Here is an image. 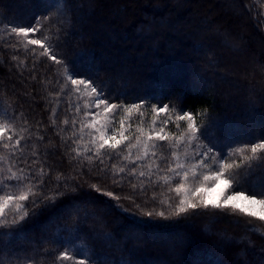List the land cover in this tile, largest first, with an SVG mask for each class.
<instances>
[{
  "label": "trees",
  "instance_id": "obj_1",
  "mask_svg": "<svg viewBox=\"0 0 264 264\" xmlns=\"http://www.w3.org/2000/svg\"><path fill=\"white\" fill-rule=\"evenodd\" d=\"M178 1L58 0L62 7H50L57 0H0V120L15 117L18 131L28 128L21 133L26 139L21 142L24 151L20 157L27 165L20 166L39 169L42 164L50 187L61 174V190L65 191L22 224L0 229V264H52L68 241L88 250L96 264H264V230H260L264 222L211 209L206 215L198 211L169 219L149 218L143 212L154 209L168 214L172 211L168 204L178 203L175 192L168 191L175 183H145V190L137 188L134 195L131 184L147 181L148 177L138 176L146 169L138 168L135 176H127L117 186L111 165L124 167L127 162L122 158L108 157L105 163L109 167L103 173L98 162L89 165L83 157L73 159V145L61 140L70 134L71 124L62 121L72 119L77 104L83 111L87 98L77 99L70 84L57 97L64 83V67L39 57L38 46H30L37 48L36 55L26 53L22 46L12 49L10 44L22 37L13 35L10 42L5 41L11 27L31 25L37 17L50 14L53 52L77 75L104 86L115 102L132 104L146 99L150 104L167 103L193 113L206 108L207 117H198V122H217L219 139L227 135L246 142L259 137L264 133V0H229L234 10L214 0ZM233 1L241 7L245 4L241 15L236 14L239 8ZM114 12H122V17L113 18ZM30 38L42 36L37 33ZM173 40L178 43L171 48ZM134 53L145 59L136 62ZM13 56L18 59L13 61ZM247 58L258 72L251 74L247 65L239 66L247 64ZM165 64L173 66L165 68ZM237 85L239 91L232 93ZM53 107L57 109L55 125L51 123ZM142 111L147 128L153 113L148 105ZM119 119L117 115L116 127ZM127 123L139 124L138 114ZM165 131H175L174 125ZM159 143L160 150L171 158L167 142ZM121 148L126 155V147ZM261 177L264 172L253 179ZM92 184L120 199L95 192ZM127 196H133L140 208L125 199ZM161 201L166 203L161 205Z\"/></svg>",
  "mask_w": 264,
  "mask_h": 264
},
{
  "label": "snow or ice",
  "instance_id": "obj_2",
  "mask_svg": "<svg viewBox=\"0 0 264 264\" xmlns=\"http://www.w3.org/2000/svg\"><path fill=\"white\" fill-rule=\"evenodd\" d=\"M62 6L58 0L50 5ZM51 20L52 16L46 14L37 17L31 25L11 27L5 41L10 42L13 35L22 37L17 43L10 44L12 49L16 50L22 46L26 53L36 55L37 48L30 46H38L39 57H47L54 64L64 67V83L61 85V91L56 93L57 97L68 89L70 84L73 86L72 93L78 94L77 99L87 98L83 102V111L77 104L72 119L65 117L62 121L63 125L71 124L70 134L61 136V140L73 145L70 149L75 153L73 159L83 157L89 165L98 162L101 165L99 171L103 173L109 167L105 163L108 157L122 158L127 162L124 167L111 165L113 183L117 186H122L127 176H135L138 168L146 169L140 170L138 176L149 179L141 181L138 185L131 184L134 195L137 194V188L141 192L145 190V183L156 184L159 180H163L167 185L175 183V187H169L168 191L175 192L178 203L168 204L172 208L168 214L154 209L143 212V215L149 218L155 215L169 219L188 213L195 215L198 211L206 215L211 209L264 222V177L253 179L258 172H264V133L246 142H240L227 135L221 140L216 136V132L220 130L217 122H207L204 119L198 122V117H207L206 108L193 113L167 103L162 106L159 103L150 104L146 99L132 104L115 102L114 98L105 92L104 86L95 84L91 77L77 75L74 68H70L53 52L52 37L49 34L52 32ZM46 25L48 32H45ZM37 33L41 34L42 38H30ZM17 59V56L12 57L13 61ZM20 64L23 65V61ZM146 105L150 106L153 113L147 128L143 126L142 111ZM56 111V107H53V125L56 123ZM134 113L138 114L140 120L135 127L127 123L133 119ZM117 115H120L118 127L115 126ZM14 119L15 117H8L0 120V148L4 150L0 153V229L22 224L27 217L34 215L41 205L47 207L65 195L60 185L61 174H57L55 186L50 187L48 171L42 164L39 169L30 165L20 166L27 165V160H21L20 157L24 151L21 142L26 139L21 133L27 132L28 128L22 127L18 131ZM24 123L27 124V121ZM170 124L174 125L175 131H165ZM39 139L43 140V137L39 136ZM165 141L171 158L160 150L162 145L159 142ZM122 145L127 149L126 155ZM133 150L136 152L135 156L132 155ZM32 155L35 156L36 153L33 152ZM145 160L148 161L147 164L136 163ZM157 160L160 161L159 164ZM35 163L37 161H33V164ZM162 171L165 174L159 176ZM121 173L125 175L120 176ZM154 175L156 180L151 179ZM67 187L65 180L63 188L66 190ZM90 187L109 198L117 201L120 199L112 191L102 192L96 184ZM125 199L132 200L135 207L140 208L133 196H127ZM151 199L155 201V195ZM160 203L163 205L166 202ZM116 206L127 211L120 204ZM247 223L256 229L252 220ZM260 230H264V227ZM52 264H96V261L84 247L74 246L68 241Z\"/></svg>",
  "mask_w": 264,
  "mask_h": 264
},
{
  "label": "rangeland",
  "instance_id": "obj_3",
  "mask_svg": "<svg viewBox=\"0 0 264 264\" xmlns=\"http://www.w3.org/2000/svg\"><path fill=\"white\" fill-rule=\"evenodd\" d=\"M171 1H172V3H176V1H177V3L179 4V1H178V0H171ZM214 1H220V2H222V4L225 5V6L227 7V10H234V9H233L234 7L231 5V2H228L229 0H214ZM233 2H235V1H233ZM237 4H238V5H237ZM180 6H181V5H180ZM244 7H245V4L242 5V7H241V5H240L239 3H236V2H235V8H237V9L239 8L238 10H236V12H237L236 14H237V15H238V14L241 15L239 12H241V9L244 8ZM115 13H116V12H114V13L111 14V15H113V16H112L113 18H117V19H119V17H122V12H121V15L118 14V13H116V14H117V15H116ZM116 16H117V17H116ZM243 19H244V18H243ZM108 29H111V26H108ZM112 30H113V29H112ZM149 42H150V41H149ZM177 43H178L177 40H175V41L173 40V41L170 42V45H169V46H172L171 48H173V47L176 46ZM169 49H170V48H169ZM200 55L203 57V55H205V54H203V55L200 54ZM134 56H136V57L138 56V59L136 60V62H138V63L142 62V60L145 59V58L142 59L143 57H142V58L139 57L140 54H138V53H134ZM205 56H207V55H205ZM148 59L151 60V61H154V60H155V58H154L153 56H149ZM177 60H178V59H177ZM247 60H248V61H247V64L241 63L239 66H243V65L246 66V65H247V69H246V70L249 71L251 74H252L253 72H258V68L255 67V66L250 62V59L247 58ZM249 65H250V66H249ZM152 66H153V65H152ZM172 66H173V65H172ZM172 66H171V65H167V64H165L164 67H165V68H167V67H168V68H172ZM173 69H174V68H173ZM186 71H187V70H185V72H186ZM183 73H184V72H182V75H184ZM251 74H249V75H251ZM182 75H181V76H182ZM178 76H180V74H179ZM178 76H177V77H178ZM240 77H241V76H240ZM240 77H239V78H240ZM214 80H215V79H214ZM212 81H213V79H212ZM213 82L215 83V82H217V81H213ZM213 82H212V83H213ZM215 84H216V83H215ZM202 88H203V87H202ZM239 89H240V88H239V86L237 85V86L235 87V90H232V93H235L237 90L239 91ZM157 127H158V126H157ZM167 235H168V234H167ZM159 237H161V236H159ZM166 237H167V236H165L164 238H166ZM172 237H174V236H172ZM162 238H163V237H162ZM241 238L244 239L243 236H241ZM157 239H158V238H157ZM226 239H227V238H226ZM226 239H225V237H224V240H225V241H226Z\"/></svg>",
  "mask_w": 264,
  "mask_h": 264
}]
</instances>
